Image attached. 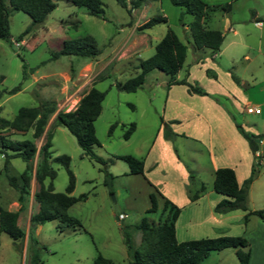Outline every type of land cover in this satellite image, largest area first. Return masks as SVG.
Listing matches in <instances>:
<instances>
[{
	"label": "rangeland",
	"instance_id": "obj_1",
	"mask_svg": "<svg viewBox=\"0 0 264 264\" xmlns=\"http://www.w3.org/2000/svg\"><path fill=\"white\" fill-rule=\"evenodd\" d=\"M52 1L54 8L21 39L17 37L29 25L30 17L19 10L8 14L10 43L0 39V117L11 119L20 106L52 102L55 111L45 131L55 112L73 109L81 95L93 85L103 91L104 96L100 112L92 121L97 143L91 145V150L103 160V164L83 155L65 127H52L51 158L60 154L69 157L68 169L74 177L71 195L84 194L85 198L66 210L79 220V226L58 231L54 220L34 225L32 235L39 263L92 264L99 254L114 264H124L129 257L121 228L136 245L139 231L134 225L142 218L156 222L163 216L157 185L162 186L164 182L176 190L185 181L188 195L196 191L200 183L204 185L202 192L210 189L211 163L205 147L190 136H176L173 130L180 128L187 133L189 110H201L202 99L211 98L214 91L232 114L233 123L262 137L259 142L262 153L255 166V178L247 186L246 210L221 212L225 213L223 221L213 231L201 227L192 236H241L246 240L241 249L248 251L246 264H264V118L261 117L264 116L261 106V102L264 103V0H202L216 7L208 13L206 20L207 27L218 29L223 35L215 51L194 48L187 30L192 16L182 13V8L169 0H144L140 7L128 11L115 0H100L103 19L89 14L83 6L74 5L70 0ZM226 3L229 8L222 9ZM153 16H163L165 21L139 29ZM167 30L186 46L184 60L173 79H185L207 95L193 93L184 84L167 87L170 76L157 69L148 71L142 86L134 91L116 88L115 82L138 73V61L154 52L155 44ZM83 36L94 40L99 50L96 56L51 57L63 40ZM22 62L26 70L24 79H21ZM18 83L19 90L6 93ZM248 106L263 110V114L246 111ZM170 121L173 123L169 124ZM129 123L134 124V130L123 139L122 133ZM205 126L204 120L201 122L202 132L206 130ZM169 131L173 134L166 140L164 134ZM0 133L11 140L31 139L32 129L24 132L1 129ZM43 136L44 132L32 139L36 149ZM116 155H132L144 160L142 173L130 174L127 164ZM35 161L36 157L31 162L29 194L16 221L24 235L14 242L6 233L0 232V264H28L30 224L29 216L26 222L24 209H29V215L37 210L32 199V193L38 188L33 177ZM49 163L55 171L52 189L63 192L67 182L65 169L54 161ZM251 163H237L238 174L245 168L249 172ZM24 166L19 157H11L4 168V157L0 154L2 209H18V193L8 184L7 176H14V182L19 184L18 175ZM105 172L111 175L109 185L104 183ZM47 182L45 179L43 184ZM149 192L155 193L158 207L145 212L149 206ZM201 210L205 211L206 206ZM253 210H261L263 216L247 214L244 219L245 212ZM118 212L124 213L125 217L116 219ZM200 264H238L235 248L209 251Z\"/></svg>",
	"mask_w": 264,
	"mask_h": 264
},
{
	"label": "trees",
	"instance_id": "obj_2",
	"mask_svg": "<svg viewBox=\"0 0 264 264\" xmlns=\"http://www.w3.org/2000/svg\"><path fill=\"white\" fill-rule=\"evenodd\" d=\"M74 5L83 6L86 11L100 18L103 17V9L100 0H70ZM121 7L126 9L138 8L144 0H115ZM171 4L182 8V13H188L192 20L187 24V30L191 42L196 49L208 48L212 51L218 49L222 41V33L218 29H212L206 26V20L209 12L216 7L207 5L202 0H169ZM52 0H0V39L9 42L8 33V14L10 11H22L30 17L29 25L18 35L17 39L26 34L32 26L40 24L47 13L54 8ZM222 9H228L229 4L221 6ZM181 13V14H182ZM165 21L163 16H153L145 21L139 29H144L156 22ZM257 21V20H256ZM99 50L90 36H83L73 39H66L61 42L57 51L51 54L56 58L59 55H75L94 57ZM186 53V46L177 36L167 30L154 46V52L147 58L141 59L137 63L138 73L122 82H115V87L123 91H134L144 82V75L157 69L170 76L169 84H184L191 92L204 94L202 90L190 85L185 79H173V76L182 65ZM21 79L25 78V64L21 63ZM234 81L237 78L233 76ZM20 83L7 90L6 93H14L19 90ZM104 92L91 85L88 90L81 95L73 109L55 112L49 127L44 131L50 116L55 111L52 102H41L35 106H20L11 119L0 117V130L11 129L16 132H24L32 129L31 139L11 140L0 133V154L4 157V168L9 158L19 157L25 166L19 173V184H16L14 176H7L8 184L16 189L19 207L16 211H9L0 207V232L6 233L14 242L23 237V230L16 224L19 211L23 209V202L29 194V184L31 178V162L36 157L34 164L33 177L38 188L32 193V199L37 204V210L29 216V234L28 240V264H40L38 258L36 241L32 235L34 225L45 221L54 220L55 228L62 231L65 228L77 227L80 222L77 218L69 215L66 210L74 202L83 200L84 194L77 197L71 195L74 187V177L68 169L69 157L60 154L51 158L50 146L52 137V127L61 125L74 137L76 144L90 159L99 164L103 160L95 155L91 150V145L96 144L92 121L100 112V102ZM235 128L242 138L246 141L248 149L252 153V163L248 176L243 180L242 186L236 183L234 172L229 167H218L213 171L211 187L223 196L213 207L215 212H226L233 209L246 210L247 186L255 178L256 165H258L257 143L251 132L245 131L240 124L234 123ZM112 125L110 126V128ZM165 127V125H164ZM134 130V124L129 123L122 133V138L126 139ZM43 141L36 149L33 138L42 135ZM173 133L165 132L167 138ZM9 152V153H7ZM115 157L123 160L128 166L130 174H141L143 162L141 159L132 155H116ZM50 160L61 165L67 174V182L63 192H54L51 180L55 171L50 166ZM105 174L104 183L109 185L111 175ZM47 179V184L43 181ZM204 190V185L199 184L198 189L188 195L190 200L196 199ZM158 193V191H156ZM162 198L161 213L162 218L156 222H148L142 218L134 229L139 231V239L136 245H133L131 239L124 228H121L123 244L129 260L124 264H200L204 257L212 250H220L225 247H234L238 264H246L248 260V251L241 249L246 245V240L241 236H217L203 237L184 241H176L174 235V221L179 213V208L171 203L160 193ZM149 206L145 212L154 211L157 208L155 193H148ZM247 214H255L262 217L261 210L246 211ZM92 264H114L110 259L97 255Z\"/></svg>",
	"mask_w": 264,
	"mask_h": 264
},
{
	"label": "crops",
	"instance_id": "obj_3",
	"mask_svg": "<svg viewBox=\"0 0 264 264\" xmlns=\"http://www.w3.org/2000/svg\"><path fill=\"white\" fill-rule=\"evenodd\" d=\"M256 23L259 22L256 21ZM171 85L178 84H169L167 85V87ZM199 95L206 96L207 93L204 92V94ZM216 95H218V92L213 91L211 94V98L202 99L203 108L201 110H189L190 117L187 118L189 130L187 133H185V130H180V128H174L173 133L176 136H179L180 138L190 136L192 140H194L195 142H199L202 146L205 147L206 152L210 157V173L212 177L213 171L216 168L229 167L234 172L237 185L240 186L241 182L248 176L249 172L248 169L245 168L244 172L239 175L237 163H251L253 156L250 150L248 149L246 141L242 138V136L238 133L237 129L235 128V125L232 122V119L230 118L232 114L227 110V108L222 105V103L218 99V96L216 97ZM261 106L264 108L263 102H261ZM256 114H260L261 116L263 114V110H259L258 112H256ZM261 117L264 118V116ZM204 120L206 124V130L202 132L201 122ZM176 121L178 125L179 121ZM168 123L171 124L173 123V121H170ZM164 139L168 140L167 138ZM261 139V136L255 138L257 143V150L255 154L258 155V161H260L259 158L262 153L259 147V142H261ZM142 162L144 163V160ZM216 163L236 164L217 165ZM182 176L184 177V174ZM178 186L175 188L176 190H174V187L170 188L164 182L162 186L157 185V191L160 193V195L179 208V213L174 221V235L176 241L179 242L190 239H198L199 237L201 238L202 236H192V233L197 228L202 227V229L206 231H213L214 228H216L222 223L224 218L223 216L225 213L213 211V206L223 197L221 194L216 193L210 186V189L199 194L196 199L190 200L188 197V191L186 192L185 189V181H183ZM204 205L206 206V210L202 211L201 207ZM147 208L148 207H146L144 211ZM25 209L24 215L26 217L27 222L28 216L30 215L29 209ZM20 214L18 213L16 220L17 222L20 217ZM212 235L213 234H209L204 237H209Z\"/></svg>",
	"mask_w": 264,
	"mask_h": 264
},
{
	"label": "built area",
	"instance_id": "obj_4",
	"mask_svg": "<svg viewBox=\"0 0 264 264\" xmlns=\"http://www.w3.org/2000/svg\"><path fill=\"white\" fill-rule=\"evenodd\" d=\"M248 112H258V109L257 108H253V107H247V109H246ZM125 217V214L124 213H122V212H118L117 214H116V219H118V220H121V219H123Z\"/></svg>",
	"mask_w": 264,
	"mask_h": 264
},
{
	"label": "water",
	"instance_id": "obj_5",
	"mask_svg": "<svg viewBox=\"0 0 264 264\" xmlns=\"http://www.w3.org/2000/svg\"><path fill=\"white\" fill-rule=\"evenodd\" d=\"M112 201H114V199L112 198ZM116 207H114V210H115Z\"/></svg>",
	"mask_w": 264,
	"mask_h": 264
}]
</instances>
